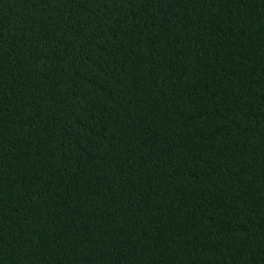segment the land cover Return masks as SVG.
<instances>
[{
	"label": "trees",
	"instance_id": "trees-1",
	"mask_svg": "<svg viewBox=\"0 0 264 264\" xmlns=\"http://www.w3.org/2000/svg\"><path fill=\"white\" fill-rule=\"evenodd\" d=\"M0 264H264V0H0Z\"/></svg>",
	"mask_w": 264,
	"mask_h": 264
}]
</instances>
